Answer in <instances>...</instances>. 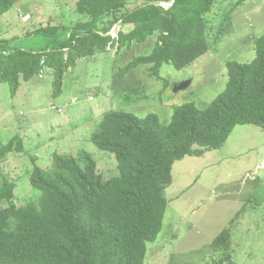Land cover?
<instances>
[{"label": "trees", "instance_id": "trees-1", "mask_svg": "<svg viewBox=\"0 0 264 264\" xmlns=\"http://www.w3.org/2000/svg\"><path fill=\"white\" fill-rule=\"evenodd\" d=\"M21 1L0 0V16ZM246 1L236 2L230 14ZM134 3L129 7L128 0H78V21L29 34L49 39L42 50L0 40V83H8L15 96L21 81L47 68L53 70V94L59 96L64 74L79 59L109 46L130 48L153 35L158 37L152 52L134 58L123 73L150 65V75L162 80L163 64L182 70L211 49L206 15L216 0ZM118 23L132 29L114 39L109 33ZM255 51L249 63H226L225 89L204 110L195 103L175 106L167 125L156 114L140 118L122 110L104 113L91 141L115 153L117 177L105 180L87 153H55L52 170L36 166L30 176L40 199L17 206V185L0 170V264H146L148 243L163 229L175 162L222 149L236 126L264 130V34L255 39ZM23 152L22 140L13 138L0 145V164L8 155ZM230 238L231 230L225 229L213 241V250L223 251L224 260L230 258Z\"/></svg>", "mask_w": 264, "mask_h": 264}, {"label": "rangeland", "instance_id": "rangeland-1", "mask_svg": "<svg viewBox=\"0 0 264 264\" xmlns=\"http://www.w3.org/2000/svg\"><path fill=\"white\" fill-rule=\"evenodd\" d=\"M77 1L19 2L0 16V40L26 49L46 48L47 37L29 34L78 21ZM128 1L129 7L137 4ZM238 1L216 0L206 15L209 52L182 70L163 64L162 80L150 75V65L123 73L134 58L152 52L158 37L153 35L130 48L109 46L79 59L64 74L59 96L53 94L55 77L47 68L32 80L21 81L15 96L8 83H0V145L15 137L24 144L23 153L10 154L0 164L2 173L17 185L16 205L40 199L30 176L36 166L52 170L55 153L75 157L87 153L105 180L120 175L115 153L91 141L104 113L122 110L140 118L156 114L167 125L175 106L195 103L206 109L225 89L226 63L253 61L255 39L264 34V0H247L230 14ZM131 29L119 25L111 36L118 39L120 31ZM187 81L188 87L175 91ZM172 176L163 229L155 242L148 243L146 264H264V130L236 126L222 149L186 156L175 162ZM225 229L231 230V238L230 258L224 260L223 251L213 250V241Z\"/></svg>", "mask_w": 264, "mask_h": 264}, {"label": "water", "instance_id": "water-1", "mask_svg": "<svg viewBox=\"0 0 264 264\" xmlns=\"http://www.w3.org/2000/svg\"><path fill=\"white\" fill-rule=\"evenodd\" d=\"M190 84H191V81L184 82V83L181 84L180 86L176 87V88H175V91H180V90H182V89L188 87Z\"/></svg>", "mask_w": 264, "mask_h": 264}, {"label": "built area", "instance_id": "built-area-1", "mask_svg": "<svg viewBox=\"0 0 264 264\" xmlns=\"http://www.w3.org/2000/svg\"><path fill=\"white\" fill-rule=\"evenodd\" d=\"M162 6H164V7H169V6H171V4H162ZM119 25H120V24L116 25V26L111 30V32L109 33V35H111V34L114 33L115 31H117Z\"/></svg>", "mask_w": 264, "mask_h": 264}, {"label": "crops", "instance_id": "crops-1", "mask_svg": "<svg viewBox=\"0 0 264 264\" xmlns=\"http://www.w3.org/2000/svg\"><path fill=\"white\" fill-rule=\"evenodd\" d=\"M219 42H220V41H219ZM207 153H208V152H207ZM205 154H206V153H205ZM205 154H204V155H205Z\"/></svg>", "mask_w": 264, "mask_h": 264}, {"label": "clouds", "instance_id": "clouds-1", "mask_svg": "<svg viewBox=\"0 0 264 264\" xmlns=\"http://www.w3.org/2000/svg\"><path fill=\"white\" fill-rule=\"evenodd\" d=\"M112 37V36H111Z\"/></svg>", "mask_w": 264, "mask_h": 264}]
</instances>
